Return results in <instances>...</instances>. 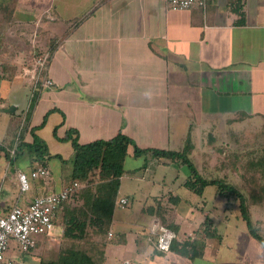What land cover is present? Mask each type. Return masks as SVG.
<instances>
[{
	"label": "crops",
	"instance_id": "crops-1",
	"mask_svg": "<svg viewBox=\"0 0 264 264\" xmlns=\"http://www.w3.org/2000/svg\"><path fill=\"white\" fill-rule=\"evenodd\" d=\"M49 7L52 12L46 14ZM26 11L35 18L27 26L52 48L54 85L34 94L21 57H0V214L15 203L27 206L40 194L61 190L71 179L74 148L63 139L69 131L81 144L122 133L143 149L178 151L190 137V157L208 179L220 170L209 172L203 165L212 159L204 155L207 133L215 142L223 130L224 140L237 141L248 131L264 134V0H206L187 10H172L167 0H39ZM24 121L30 128L25 142H33L34 131L63 168L56 171L50 158L12 162L6 156L1 147L14 148ZM63 145L69 148L64 153ZM42 163L49 176L31 179L30 190L23 192L17 172ZM163 165L170 167L165 174ZM124 168L103 264H264L263 245L217 186L208 185L199 195L184 185L189 175L184 167L152 153L137 156L133 148ZM123 197L140 209L138 217H116L118 207L128 205H120ZM156 216L179 235L167 252L158 250L149 235ZM251 219L264 237V212L257 208ZM58 222L50 236L14 259L20 247L12 241L8 257L16 264L59 262L65 239ZM191 234L197 243L188 242L194 246L186 255L179 250ZM67 256L65 264H73Z\"/></svg>",
	"mask_w": 264,
	"mask_h": 264
},
{
	"label": "trees",
	"instance_id": "trees-1",
	"mask_svg": "<svg viewBox=\"0 0 264 264\" xmlns=\"http://www.w3.org/2000/svg\"><path fill=\"white\" fill-rule=\"evenodd\" d=\"M37 38L33 39L38 40ZM33 42V40H32ZM35 47V46H34ZM50 50V61L53 56L52 48ZM44 48L42 51H46ZM40 51L39 54L42 52ZM6 69V68H5ZM28 123L24 121L19 132V143L16 147L15 157H11L10 151L1 147L6 156L13 160L24 155V149L28 152H35L36 155L31 158L33 162L44 159L48 152L46 142L38 135H33V142H25L26 135L30 132L28 130ZM30 129V128H29ZM75 131V130H74ZM70 140L74 148V156L70 163H72L71 179L66 181L64 186L73 184L75 181L80 182L82 187L74 193L68 200L64 201L57 209L55 223L58 222L59 213L61 220L58 222L63 228V241L61 243V252L59 262L46 261L42 264H62L68 263L63 259V254H67V258L72 259L73 264H103L104 250L107 245L108 231L112 224L113 215L116 208L119 190L121 187V177L125 174L124 161L131 148L133 153L137 156L147 153H152L155 157L171 158L173 163L180 167L188 168L189 175L185 179L184 185L193 192L201 195L205 187L208 185H215L218 191L228 198H238L240 200V207L242 216L246 220L250 233L263 245L264 237L261 236L254 227L247 204L246 196L237 189L236 186L228 184L220 179L205 178L193 160L190 157L193 149V143L190 137L183 150H171L168 148H140L136 142L122 133L108 140H96L88 144H81L74 132L69 131L63 138ZM63 160V158H61ZM66 162V160H63ZM44 165V163H42ZM38 166V165H37ZM35 166V167H37ZM255 166H258L256 164ZM100 171V180L97 182H89V178L93 171ZM160 222L169 227L165 221L159 216H156ZM175 231V230H174ZM177 233V232H176ZM172 242L171 248L175 246V241ZM197 243L195 234H191L181 244L180 252L186 255L189 254L190 247ZM196 245V244H195ZM170 248V249H171ZM194 254H198L195 252Z\"/></svg>",
	"mask_w": 264,
	"mask_h": 264
},
{
	"label": "rangeland",
	"instance_id": "rangeland-1",
	"mask_svg": "<svg viewBox=\"0 0 264 264\" xmlns=\"http://www.w3.org/2000/svg\"><path fill=\"white\" fill-rule=\"evenodd\" d=\"M38 1L39 0H0V57L4 55L3 59L8 60V57H11L12 55L13 59H15L16 55L20 56L21 61H23V72L27 71L25 69L28 64L32 62L33 57L37 56L39 52L45 48V44H43L45 37L40 36L38 37V40H40L39 42H32L33 32L35 29L32 30L27 26L28 24H26V22L29 20H35L34 16L31 18L27 17L28 11L26 10L29 9V6H33V3L36 4ZM16 8L21 10V13L18 11L17 14L15 12ZM50 11L52 12L51 7H49V10H46V14ZM53 18L55 19V16ZM15 26H17V29H20L15 30ZM1 70L2 69L0 67V72ZM0 108L3 109L2 104L0 105ZM261 132L260 135L257 136L253 135L254 132L252 133V131H248L245 134L238 136L236 141L234 139L235 137L224 140L223 134L225 132L223 130L221 135H217L218 140L216 142L212 141L209 136L210 134H206L209 144L204 151L207 153H204V155H210L212 159L203 161V165L208 164L209 172H211V170L215 167L218 169V171L220 170L219 174H216V176L213 175L211 179L224 180L228 184L236 186L237 189H239L246 196V204L250 216L257 208L264 212V134H261ZM203 137H205V135ZM226 141L228 142L226 143ZM50 146L56 149V146ZM62 147L63 153L69 149L66 145H63ZM34 154L36 155L35 152L26 153V155L20 157L19 162L24 161V158L26 159L28 156L32 158ZM51 157L53 156H51L50 151H48L47 154H45L44 159L47 160L50 158L51 166H53L56 171L59 170L60 166L62 165L61 161ZM37 162L39 163L40 161ZM256 164H258V166H255ZM69 167L70 165H66V169ZM161 167L162 169H160V171L162 174L167 173L170 168L168 165H163ZM218 167L222 168L219 169ZM65 171L67 172V170ZM184 171L188 173L189 169L186 167L184 168ZM98 180H100V171H93L89 178V182H97ZM127 189L128 188H125L124 191L126 194H129ZM187 190L184 189L182 192H187ZM188 192L191 191L188 190ZM196 198L199 199V197ZM231 200H233V204H235L236 207L241 210L240 200L238 198H232ZM195 203L197 204V202L193 199V204L190 205L196 207V205H194ZM201 208L202 207L199 206L198 214H200L199 212ZM138 213H140V209L136 206V204L131 202L125 208L118 207L116 211V217L118 219L129 221L132 218L138 217ZM240 214L242 215V211ZM254 216H258V214L255 212ZM151 219L150 223H152ZM40 237L42 236H39L38 239H40ZM9 248L11 249L10 246ZM10 249L9 251L7 250V253L10 252ZM21 254H24V252H22L21 249H17L15 250V257L12 258L14 259Z\"/></svg>",
	"mask_w": 264,
	"mask_h": 264
},
{
	"label": "built area",
	"instance_id": "built-area-1",
	"mask_svg": "<svg viewBox=\"0 0 264 264\" xmlns=\"http://www.w3.org/2000/svg\"><path fill=\"white\" fill-rule=\"evenodd\" d=\"M206 0H167L168 6L172 10H187L195 5H204ZM38 32L33 33L37 38ZM33 41H37L33 39ZM50 51H42L33 57L24 71V77L31 86L32 92L44 88L52 87L54 81L49 77ZM16 145L10 150L11 157H15ZM50 174L49 168L39 165L37 168L17 172L20 189L28 191L31 188V179H42ZM82 187L80 182L64 186L61 190L43 193L36 196L27 206L15 203L6 214H0V264H16L12 258L7 256V250L12 240L16 241L22 252H30L37 246L39 236H50L55 230V219L57 209L74 193ZM120 205L129 204V199L123 197L119 201ZM149 235L153 238L156 248L160 251H169L172 242L177 237V233L169 227L163 225L160 220L154 219L149 227ZM112 237L113 233L109 232Z\"/></svg>",
	"mask_w": 264,
	"mask_h": 264
}]
</instances>
